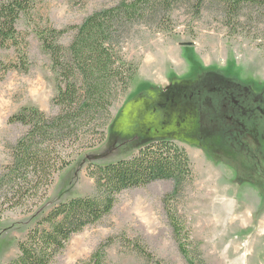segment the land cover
Listing matches in <instances>:
<instances>
[{
    "label": "rangeland",
    "instance_id": "obj_1",
    "mask_svg": "<svg viewBox=\"0 0 264 264\" xmlns=\"http://www.w3.org/2000/svg\"><path fill=\"white\" fill-rule=\"evenodd\" d=\"M32 1V20L18 23L28 41L30 71L0 70V176L27 130L10 118L26 107L48 116L59 112L53 103L56 74L37 29L80 25L118 2ZM171 17L173 30L139 25L126 40L125 57L138 66V74L112 108L115 120L105 140L96 137L90 149L78 146L80 154L55 176L42 200L0 214V264L18 256L19 242L55 206L93 195L91 164L129 159L157 140L174 141L193 165L194 179L175 203L189 258L180 252L164 208L174 184L159 181L122 193L112 214L74 236L55 264H79L101 242L122 234L141 239L155 260L117 241L106 264H264V24L245 22L234 33L213 10L195 18L181 7ZM74 35L60 43L69 46ZM15 57L14 49L0 50L4 63Z\"/></svg>",
    "mask_w": 264,
    "mask_h": 264
},
{
    "label": "trees",
    "instance_id": "obj_2",
    "mask_svg": "<svg viewBox=\"0 0 264 264\" xmlns=\"http://www.w3.org/2000/svg\"><path fill=\"white\" fill-rule=\"evenodd\" d=\"M181 7H187L195 18L206 10L216 11L234 33L245 22L252 21V27L264 24V0H118L93 12L80 25L37 29L56 74L58 93L53 103L59 112L48 116L38 108L26 107L10 118L11 124L27 130L12 147V161L0 176V214L42 200L55 176L80 154L78 146L90 149L94 145L88 144L96 137L100 142L105 140L115 120L112 108L128 94L138 74V66L124 54L131 31L139 25L169 28L171 15ZM34 8L32 0H0V50L14 49L16 53L10 63L0 60L4 74L30 71L28 41L18 23L23 17L31 21ZM70 32L75 35L66 47L60 41ZM88 176L95 183L93 195L55 206L19 242V254L9 264H55L74 236L112 214L122 193L159 181L174 184L163 199L164 208L179 250L189 258L182 237L184 227L175 208L194 179L193 165L184 148L172 140L152 141L129 159L103 166L91 164ZM117 241L147 260H155L141 239L122 234L101 242L79 264H106L108 250Z\"/></svg>",
    "mask_w": 264,
    "mask_h": 264
},
{
    "label": "flooded vegetation",
    "instance_id": "obj_3",
    "mask_svg": "<svg viewBox=\"0 0 264 264\" xmlns=\"http://www.w3.org/2000/svg\"><path fill=\"white\" fill-rule=\"evenodd\" d=\"M230 119H232V118H230Z\"/></svg>",
    "mask_w": 264,
    "mask_h": 264
}]
</instances>
